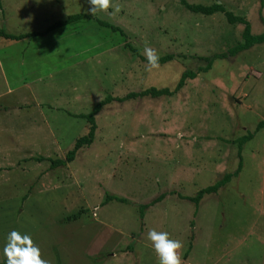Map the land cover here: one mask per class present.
Returning <instances> with one entry per match:
<instances>
[{
  "label": "rangeland",
  "instance_id": "1",
  "mask_svg": "<svg viewBox=\"0 0 264 264\" xmlns=\"http://www.w3.org/2000/svg\"><path fill=\"white\" fill-rule=\"evenodd\" d=\"M186 1L221 3L245 17L252 34L264 32V0ZM90 7L0 0V29L9 33L90 15L31 38L0 36V262L16 230L32 237L48 264H159L147 240L154 229L182 243L181 264H264V128L242 145L238 175L204 195L196 211L182 198L232 173L234 141L264 120V42L214 58L242 41L243 25L222 13H194L179 0H110L95 16ZM145 47L173 58L146 70L138 56ZM184 71L196 77L171 96L115 99L173 89ZM107 95L113 99L95 115L93 142L72 161L50 168L34 159L62 158L87 132L86 120L73 115ZM107 194L127 202H105ZM159 195L140 220V205Z\"/></svg>",
  "mask_w": 264,
  "mask_h": 264
},
{
  "label": "trees",
  "instance_id": "2",
  "mask_svg": "<svg viewBox=\"0 0 264 264\" xmlns=\"http://www.w3.org/2000/svg\"><path fill=\"white\" fill-rule=\"evenodd\" d=\"M179 3L188 11H191L194 13H200L203 15H211L213 13L219 12V13H222L224 15L226 21L229 24L239 23V24L243 25V29L241 32L242 41L237 43L236 45L228 48L225 52L214 54V58L222 59V58H225L227 56H234L237 53H239L240 51L246 50L255 44H259V43L264 42V32H261L259 34H252L250 24L246 20V18L243 16H240V15H235L231 11L226 10L225 7L221 3H212L210 5H202V4H191V3H188L186 0H179ZM261 5H262V0H260V6ZM258 14L259 15L261 14V10H259ZM83 18H90V15L85 14V13L84 14L83 13L70 14L67 17H65L64 19L54 21L53 23L48 25L44 32H48L50 30L68 25L70 23L77 22ZM95 20H96L98 25L105 27V28H108L112 32H118L120 35L124 34L123 30L116 25H113L107 21H103V20L98 19V18H96ZM44 32L32 31V32H28V33L15 34V33H9V32H6V31L0 29V36L3 38H6V39H10V40H20V39H24V38H31V37H35L38 35H42V34H44ZM132 50L135 51L133 48H132ZM138 56L141 60L147 62L146 57L141 56V55H138ZM172 58H173V56L171 54H165V55L159 56L158 63L164 64V63L170 61ZM207 61L208 62L206 64V66L203 68L204 71H206L210 68L209 59H207ZM195 77H196V74L194 72L184 71L181 73V75H180L179 79L177 80L173 89H170L168 87H161V88L148 87V88L143 89L139 92H128L124 96L116 97L115 99L118 101H123V100H127L130 98L144 97V96H150V97L171 96V95L175 94L176 92H178L182 88V86L184 85L185 80L187 78L193 79ZM112 99H113V97H111L110 95H107L104 99L97 102L94 105L93 109H91L89 112L78 113V114L73 115L75 117H79V118L86 120V123L88 125L87 132L75 139L73 146L65 152V154L62 158H44L42 156H37L34 159L36 161L48 160L50 168H56L59 166L67 165V163H69L70 161H72L74 159L78 149H80L83 146H89L93 142V139L95 136V131H96L95 115L102 109V107L104 105L108 104L109 101ZM262 128H264V120L258 121L256 123L253 131L246 132V134L240 136L239 138H237L234 141L237 144L238 161H237V166L232 173H224L222 175V177L219 178L218 180H216L213 184L205 186V187L197 190V192L193 196H182L183 199H187L195 205V211L198 208L199 202L204 195L216 193L219 188H221L222 186H224L226 183L229 182L231 177L238 175V173L240 172L241 167H242V158L240 155L242 145L244 143H246L247 141H249L250 139H252L254 133H256L257 131H259ZM162 197H163L162 195H159L156 198H154L152 201H150L148 204L140 205V207H139V218H140V220L143 216V209L146 208L147 206L155 203V202L160 201ZM104 200H105V202L111 201V200H116L118 202H127L126 199H124L122 197L115 196V195H111V194H107ZM78 214H79V211L77 213H74V216H76ZM69 217H67V218H69ZM140 228H141V226H140ZM189 248H190V244L188 246L187 251L189 250ZM0 264H5V261H1Z\"/></svg>",
  "mask_w": 264,
  "mask_h": 264
},
{
  "label": "clouds",
  "instance_id": "3",
  "mask_svg": "<svg viewBox=\"0 0 264 264\" xmlns=\"http://www.w3.org/2000/svg\"><path fill=\"white\" fill-rule=\"evenodd\" d=\"M88 3L92 7L87 11L92 16L110 7V0H88ZM115 10L119 11V8ZM144 55L147 61L146 70L150 71L159 67V56L155 49L145 47ZM147 240L158 257L159 264H181L180 250L183 245L179 240L171 239L168 232L149 229ZM3 256L5 264H48L41 258L40 249L33 243L32 237L16 230L8 232L3 246Z\"/></svg>",
  "mask_w": 264,
  "mask_h": 264
}]
</instances>
